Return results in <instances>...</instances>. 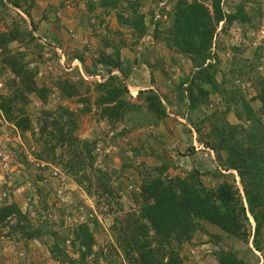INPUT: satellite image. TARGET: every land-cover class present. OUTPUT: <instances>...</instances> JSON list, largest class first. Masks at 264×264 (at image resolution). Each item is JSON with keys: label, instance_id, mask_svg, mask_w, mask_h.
Instances as JSON below:
<instances>
[{"label": "rangeland", "instance_id": "1", "mask_svg": "<svg viewBox=\"0 0 264 264\" xmlns=\"http://www.w3.org/2000/svg\"><path fill=\"white\" fill-rule=\"evenodd\" d=\"M16 1L19 9L0 6V32L19 34L0 49V98L11 96L19 84L12 64L30 72L37 88L48 93L45 104L36 95H25L23 109L31 123L28 132L14 128L0 111V207L15 204L26 216V232L39 235L26 239L13 229L17 218L9 219L0 228V264L77 262L79 255L71 243L73 230L80 224L88 225L95 244L93 254L77 264H130L123 257L120 240L116 241L120 226L115 221L121 225L127 215L139 213L142 177H150L148 172L186 179L196 171L197 179L213 188L221 181L214 173L222 169L242 195L236 173L223 171L214 152L203 145L208 133L204 118L224 111L228 95L211 93L200 111L191 112L186 97L189 87L197 89L199 84L194 78L197 69L189 58L169 50L164 41L176 0H119L109 10L98 7L100 0ZM186 1L202 4L213 15V0ZM220 9L234 19L218 24L205 64L211 66L213 84L242 98L264 127V110L257 100L264 88V0H220ZM20 32L26 35L22 37ZM115 56L118 69L100 64L101 59L113 61ZM111 77L126 88L123 98L140 106L120 123L101 119L95 106V85ZM64 83L77 88L79 97L88 102L89 112L81 111L79 97L66 99L61 94L58 85ZM199 87L211 90L209 85ZM147 91L159 97L165 119L157 120L146 107ZM59 108L73 113L74 137L86 141L92 152L93 167L85 169L84 176L92 178L94 170H101L103 179L95 174L98 181H83L80 187L64 169L67 159L60 149L52 163L37 159L43 150L38 135L41 111L56 117ZM226 120L239 123L231 113ZM243 124L247 126L249 120ZM106 178L110 179L103 181ZM104 182L113 194L103 195V202L97 203V197L87 190L99 196L102 193L96 188ZM248 219L247 244L202 223L204 232L182 246L183 264H217L220 251L231 252L244 264H264V228L258 252L252 246L255 225ZM58 240L64 244L57 248Z\"/></svg>", "mask_w": 264, "mask_h": 264}, {"label": "trees", "instance_id": "2", "mask_svg": "<svg viewBox=\"0 0 264 264\" xmlns=\"http://www.w3.org/2000/svg\"><path fill=\"white\" fill-rule=\"evenodd\" d=\"M118 1L100 0L98 7L104 10L116 8ZM0 6L19 9L16 0H0ZM211 7L213 15L202 4L176 0L170 13L172 24L166 31L167 37L164 41L169 50L174 49L189 58L197 69L194 78L199 84L197 89L190 86L186 97L191 112L200 111L201 105L207 102L211 93L228 95L224 99V111H214L211 116L204 118V123H208V133L203 145L214 152L223 171L236 173L242 195L235 182L230 183L229 176L222 173V169L214 173L221 181L213 188L204 186L197 179L199 173L196 171L186 179L162 178L161 173L154 176L148 172V178L143 175L140 187L142 205L139 213L127 215L121 225L118 220L115 221L120 226L116 241L120 240L119 247L123 257L130 264H183L185 256L180 255L182 246L190 243L195 234L204 232L202 223L215 227L223 236L247 244L250 238L249 217L255 225L252 246L256 251H261V230L264 228V127L242 98H237L233 92L220 90L213 84L209 73L211 66L205 63L209 60L218 24L222 21L228 24L234 16H224L220 9V0H213ZM93 8L92 5L90 9ZM20 35L24 37L26 34L20 32ZM18 36L19 34L14 35L11 32H0V49H5ZM116 60L118 56L113 61L103 58L100 64L110 66L112 70L118 69ZM12 65V73L19 79V84L11 96L0 98V111L14 128L28 132L31 123L23 109L27 100L25 95H36L45 104L48 90L37 88L30 72H24L22 68ZM200 84L209 85L211 90L200 88ZM58 87L66 99L79 97L74 85L64 83ZM95 89L98 93L95 106L99 109L101 119L120 123L140 109V106L131 105L123 98L127 90L116 77L96 84ZM145 95L146 107L153 112L155 118L160 121L165 119V108L157 94L147 91ZM78 99L82 103L81 111L89 112L88 102L80 97ZM257 100L264 110V88L258 94ZM229 113L238 120V124L232 125L226 120ZM55 114L56 117L52 112L41 111L38 135L43 150L37 159L52 163L55 151L60 149L67 159L64 169L80 187L84 185L83 181L90 183L92 179H103L105 173L101 170H94L92 178L84 176L83 171L93 167V156L88 143L74 137L76 126L73 113L59 108ZM244 120H249L247 126L243 124ZM200 123L201 121L197 125ZM197 125L194 128L199 133ZM50 155L52 158L48 160ZM96 191H101L102 194L98 196V193H91L90 189L87 194L97 197V203L103 202V195L112 197L113 194L106 182L97 186ZM14 217L17 218L14 230L21 231L28 240L39 238V235L36 237L38 232H26L29 230L25 226L26 216L13 203L0 207V228ZM73 236L71 247L78 253L79 259L71 262L84 263L93 254L92 247L95 244L88 225L77 226L73 230ZM56 242L57 248L64 244L59 240ZM217 256V264H244L242 259L238 260L231 252L220 251Z\"/></svg>", "mask_w": 264, "mask_h": 264}]
</instances>
